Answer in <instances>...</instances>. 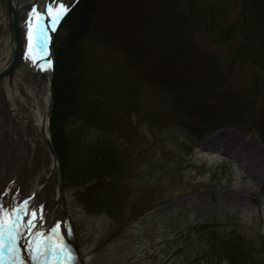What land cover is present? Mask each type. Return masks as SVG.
<instances>
[{
	"label": "rangeland",
	"instance_id": "rangeland-1",
	"mask_svg": "<svg viewBox=\"0 0 264 264\" xmlns=\"http://www.w3.org/2000/svg\"><path fill=\"white\" fill-rule=\"evenodd\" d=\"M53 1L56 9V0ZM65 1L71 3L73 0ZM2 2L0 0V63L12 48L10 23L4 19L8 11ZM177 5L184 7V13L188 8L193 9L188 10L189 19L178 22L176 29V16H173L175 2L172 0H110L101 11L83 18L82 26L76 17L86 11L78 10L62 38V45L66 46L64 53L68 56L69 50L76 54L86 51L100 69L110 74L118 73L119 77L123 74L126 78H129L133 66L141 77L146 75V71H154V60H147L151 55L149 50L163 49L167 41L170 45L168 50L173 54L182 51L180 55L189 56L202 73L217 70L213 68L217 64L225 65L235 40L225 44L216 33L219 27L228 26L237 19L241 1L182 0ZM76 28L83 35L80 40L74 38ZM131 56L132 59L144 60V64L133 62ZM30 59L20 66L17 73L19 97L16 103L21 123L14 117L5 85L0 82V160H4V165L0 164V185L5 183L2 179L15 169L14 151L19 148L21 161L18 169L23 170L25 165L31 169L28 190L44 179L52 162L41 129L30 124L29 108L20 100L44 106L47 78L39 71L37 59ZM177 65L180 66L179 63ZM67 70L68 63L63 62L64 78ZM198 75L201 78V73ZM258 75L263 82L260 86L264 85V72ZM223 76L221 74L219 79L223 85L216 93L209 92L203 81L200 87L196 77L194 84L197 85L186 86L183 99L187 103H197L209 95L217 96L226 86L227 89L228 86L252 88L250 76L242 80L232 75L229 82L223 81ZM259 88V92L249 98L257 99V108L264 102V93L260 92L262 87ZM160 94L165 96L167 93ZM155 113L164 115L163 108L155 109ZM157 124L150 129L149 123L143 121L138 127L133 146L134 157L139 159L130 176L122 180L126 201L119 212L109 214L105 205L104 208L86 209L76 195V187L64 184L59 207H55L58 182L55 172L39 192V200L44 202L39 211V225L43 224V227L50 218L52 223L60 222L65 216L72 220L71 239L80 258L72 260L71 264H207L205 259L198 258L206 248V232H202L201 225H212L222 236L243 240L245 245L254 249L253 264H264V247L261 246L264 241V195L258 190L252 191L246 202L250 209L239 205L244 199L233 198L224 205L219 202L221 184L229 183L234 178V171L247 177L239 178V183L252 180L251 169H247L244 161H237L236 147L228 151L231 156L220 151V160L214 161L206 160L200 151L207 139L236 133L238 138L252 141L264 155V137L244 126L223 125L204 135H194L188 128L174 123ZM223 144L220 142L217 146ZM75 181V177L72 180L68 178L67 184ZM253 183L260 186L259 179ZM53 228L56 226L53 225L51 230ZM60 231L61 247L67 244L64 225ZM69 259H73V254Z\"/></svg>",
	"mask_w": 264,
	"mask_h": 264
},
{
	"label": "trees",
	"instance_id": "trees-1",
	"mask_svg": "<svg viewBox=\"0 0 264 264\" xmlns=\"http://www.w3.org/2000/svg\"><path fill=\"white\" fill-rule=\"evenodd\" d=\"M109 1L78 0L55 34L56 65L50 131L62 165L64 185L76 187V195L86 209L104 208L105 205V211L116 214L126 201L122 180L130 176L139 159L134 157L133 139L143 121L149 123L150 129L156 122L157 126L174 123L196 135H204L223 125L244 126L264 137V102L257 108V99H249L251 94L259 92V87L264 93L258 75L264 72V0H240L242 8L237 19L218 28L216 34L222 42L228 44L235 40L224 67L217 64L213 67L217 70L202 73L189 56L180 55L182 51L173 54L168 50L167 41L163 49L149 50L151 55L147 60H154V71H146L141 77L134 66H129L135 73L128 71L129 78L103 71L86 51L76 54L68 49V56L64 53L62 38L72 25L73 14L78 10L86 11L76 17L82 26L83 18L101 11ZM172 1L175 2L176 29L178 22L189 19L188 10L193 8L184 13V7L177 5L182 0ZM73 34L75 39L83 38L80 29L76 28ZM131 60L144 64V60L132 59V56ZM63 62L68 63L65 78ZM176 63L180 66L176 67ZM246 65L248 67L244 68ZM221 74L224 75L223 81L228 82L232 75L242 80L250 76L252 88L228 86L227 89L226 86L217 96L209 95L197 103H187L183 99L186 86L193 85L196 77L200 87L203 81L209 92L216 93L223 85L219 81ZM162 92L167 94L163 96ZM160 107L164 115L155 113ZM73 177L77 181L67 184L68 178L72 180ZM200 229L206 232V248L198 258L205 259L207 264L223 261L227 264H253L254 249L245 245L243 240L222 236L212 225H201ZM261 246L264 247V241Z\"/></svg>",
	"mask_w": 264,
	"mask_h": 264
},
{
	"label": "bare ground",
	"instance_id": "bare-ground-1",
	"mask_svg": "<svg viewBox=\"0 0 264 264\" xmlns=\"http://www.w3.org/2000/svg\"><path fill=\"white\" fill-rule=\"evenodd\" d=\"M15 3L18 5L24 7L26 4L25 0H16ZM2 18V17H1ZM7 19L8 17L4 18ZM8 39V38H7ZM13 50V48L11 49ZM11 51L6 55L3 62L0 63V68L6 64V62H9L11 59L10 57ZM21 68L18 69L20 71ZM18 76H15L13 78L12 83L10 84L8 81L5 82V88L8 90L9 98L13 102V111L14 113H18V105L16 102V98L19 97L18 93ZM13 85V89L11 88ZM49 88L46 83V91L44 95V106L43 108L40 107L38 103H32L31 105L25 101V99H22L23 102L28 106L29 108V117L31 118L30 124L33 126H36L42 130L43 126L47 128V121H46V104L48 101V94ZM220 142H223L224 144L222 146H217ZM239 143L240 145L236 146V144ZM232 147H236L235 149L238 150L235 154L237 156V161H244L246 163L247 169H251L252 171V180L244 181L243 183H239L238 179H247V177L244 174L238 173V171H234V178L231 179L229 183H223L221 184L222 189L221 191V198L219 200L221 205L227 204L230 199L236 198L239 201L245 200L243 203L239 205H245V209H250V206L248 205L247 199L251 197L250 193L252 191H259L261 194L264 195V155L260 153L259 148L252 143L249 139L246 138H238L236 133H225L220 138H215L214 136L204 141L201 145L200 151L201 156L204 157L206 160L214 161V160H220L218 157V153L222 151L226 155L231 156V153L228 151L231 150ZM232 151V150H231ZM259 179L260 180V186L257 187L253 180ZM262 206L264 209V199L262 202Z\"/></svg>",
	"mask_w": 264,
	"mask_h": 264
},
{
	"label": "flooded vegetation",
	"instance_id": "flooded-vegetation-1",
	"mask_svg": "<svg viewBox=\"0 0 264 264\" xmlns=\"http://www.w3.org/2000/svg\"><path fill=\"white\" fill-rule=\"evenodd\" d=\"M17 149L18 151H14L15 159L13 158L15 169L12 170L11 174L6 175L5 178L2 179L5 183L0 185V205L8 210H11L15 207L19 211L20 215H23V211L30 212L34 211V209L36 213L39 214V211H41L44 202L39 200V194L37 195L35 202L32 201L31 194L36 186L32 190H28L30 185L31 169L30 166L27 165L24 166L23 170L18 169V164L21 160L19 148ZM0 164L4 165V160H0ZM44 186L41 188V190L44 188ZM25 201H27V204L24 203ZM29 207L30 210H28ZM29 218V216H24V220H27ZM38 218V216L31 218L33 223L35 224V227L33 228L27 230L23 228L13 230L14 233H11V236L15 238V245H13L9 234H5V245L13 249L11 251V256L8 255V257L5 258L6 261H8V264H10L11 260H19V257L22 254L25 255L24 259L28 261L26 250L29 248L31 241L30 233L32 231H38ZM51 240L52 244L55 245L54 237H51ZM39 242L42 244L45 241L40 240ZM5 264H7V262H5Z\"/></svg>",
	"mask_w": 264,
	"mask_h": 264
},
{
	"label": "water",
	"instance_id": "water-1",
	"mask_svg": "<svg viewBox=\"0 0 264 264\" xmlns=\"http://www.w3.org/2000/svg\"><path fill=\"white\" fill-rule=\"evenodd\" d=\"M48 5V0H45L43 12L45 13L46 6ZM8 11H9V17H10V23H11V30H12V39L14 42L13 45V51H12V57L9 61V63L0 70V80L4 78L5 76H9V81L12 82L13 80V74L16 68L19 66L21 61L23 60V57L25 56L26 50L24 45V39L22 35V30L20 27L19 22V16L22 12L21 8H16L14 6L13 0H8ZM45 16V15H44ZM47 26L50 27L49 18L47 17ZM54 31H50L49 33H46L44 37V42L42 46V50H45V45L48 48L49 51V57L47 55H42L40 57V63L41 65L45 66L47 75H48V101L46 104V121H47V128L43 126L42 133L43 137L46 143V146L48 148V151L50 153V156L52 158V166L51 171L47 178L55 171L57 170L59 172V189H61V166L59 158L55 152L52 139H51V133H50V114L52 110V104H53V90H54V66H55V60L52 52V46H51V40L53 36ZM50 61V63H49ZM47 178L43 181L45 182ZM42 182V183H43ZM40 187V186H39ZM38 187V188H39ZM35 195V193H34Z\"/></svg>",
	"mask_w": 264,
	"mask_h": 264
},
{
	"label": "snow or ice",
	"instance_id": "snow-or-ice-1",
	"mask_svg": "<svg viewBox=\"0 0 264 264\" xmlns=\"http://www.w3.org/2000/svg\"><path fill=\"white\" fill-rule=\"evenodd\" d=\"M58 6L56 9H53L51 5L46 6V10L44 15H47L53 24L58 22L59 19L63 17V15L66 13L67 9L66 6L57 0ZM42 13L37 11L35 7L31 9V12L29 14V33L28 35L31 36L33 30L37 31V40L39 36L42 34V30H39V25L41 22ZM54 31V27L51 29ZM50 63V61H49ZM27 204V201L24 202ZM24 216H29L30 218L27 220H24ZM37 213L36 211H23V215L19 214V211L14 207L11 210L5 209L2 205H0V264H3V251L5 248V234L8 233L10 239L12 240L13 245H15V238L11 236V232L14 229H30L35 227V224L32 221V217H36ZM56 228H59V225L56 226ZM56 228H53L52 231L55 232ZM12 249L9 248V251ZM33 259H39V257H33Z\"/></svg>",
	"mask_w": 264,
	"mask_h": 264
}]
</instances>
